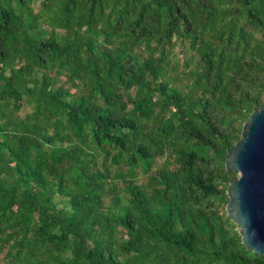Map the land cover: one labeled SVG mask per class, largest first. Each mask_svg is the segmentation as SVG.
I'll use <instances>...</instances> for the list:
<instances>
[{
  "label": "trees",
  "instance_id": "1",
  "mask_svg": "<svg viewBox=\"0 0 264 264\" xmlns=\"http://www.w3.org/2000/svg\"><path fill=\"white\" fill-rule=\"evenodd\" d=\"M264 102V0H0V264H264L227 150Z\"/></svg>",
  "mask_w": 264,
  "mask_h": 264
},
{
  "label": "water",
  "instance_id": "2",
  "mask_svg": "<svg viewBox=\"0 0 264 264\" xmlns=\"http://www.w3.org/2000/svg\"><path fill=\"white\" fill-rule=\"evenodd\" d=\"M225 167L237 173L226 191V213L239 225L245 247L264 255V102L243 123Z\"/></svg>",
  "mask_w": 264,
  "mask_h": 264
}]
</instances>
